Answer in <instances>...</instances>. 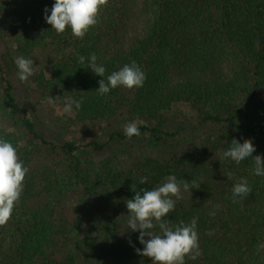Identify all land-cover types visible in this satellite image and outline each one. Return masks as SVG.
Instances as JSON below:
<instances>
[{
  "label": "trees",
  "instance_id": "obj_1",
  "mask_svg": "<svg viewBox=\"0 0 264 264\" xmlns=\"http://www.w3.org/2000/svg\"><path fill=\"white\" fill-rule=\"evenodd\" d=\"M52 5L0 0V37L10 44L0 53V138L29 168L19 202L0 224V264H151L136 252L143 245L127 229L126 202L169 175L187 194L175 200L170 225L198 217L200 255L185 264H264V177L252 174L251 157L239 164L222 157L233 140L250 139L264 166V0H107L82 39L51 30L44 10ZM47 45L62 54L48 71L34 64L25 98L61 109L69 96L80 100L70 122L87 137L84 145L47 141L17 103L14 60L33 59ZM90 53L105 79L135 61L143 87L98 95L102 77L77 62ZM178 104L216 131L168 128L165 115ZM132 121L140 135L126 138L123 125ZM112 144L115 153L94 158ZM38 147L46 156L35 163ZM240 179L252 191L234 201ZM185 180L194 181L188 190Z\"/></svg>",
  "mask_w": 264,
  "mask_h": 264
},
{
  "label": "clouds",
  "instance_id": "obj_2",
  "mask_svg": "<svg viewBox=\"0 0 264 264\" xmlns=\"http://www.w3.org/2000/svg\"><path fill=\"white\" fill-rule=\"evenodd\" d=\"M107 0H53L51 9L45 8L44 20L51 26L57 35L63 34L66 29L78 39H82L87 32L97 24L99 10L106 5ZM77 62L87 64L86 69L98 77V95H107L111 90L123 87L129 90L143 87L146 74L133 61L125 64L118 71L105 76V67L97 63L95 53L88 57L77 56ZM16 77L21 82H27L35 73L33 59L18 57L14 60ZM55 98L49 97V103H54ZM81 101L74 97H67L63 104L62 112L72 114L79 111ZM123 132L126 138L139 136V123L136 121L126 122L123 125ZM256 148L252 140H233L227 150L222 152L225 160L234 161L236 164L252 158L254 168L252 174L257 177H264V166L260 155L253 156ZM29 168L26 167L17 155L13 144L0 138V224L6 223L12 215L14 206L19 202L23 182ZM231 176V171L228 172ZM148 182L147 177L139 180L140 185ZM194 181H184L183 189L188 190L189 184ZM199 185H196L198 189ZM133 191L134 186H133ZM181 184L177 182L175 175L166 177V181L158 187L135 191L132 199L126 202L128 210L127 229L131 232H139V243L143 249H136L138 255L150 259L151 264H185V257L196 260L200 255L199 236L197 232L198 217H193L190 223L181 221L175 226L170 225L166 219L168 214L175 210V200L179 199ZM252 189L246 179L232 185V199H244L251 193ZM215 215V211L209 213ZM159 228V233L154 231ZM147 238V239H145Z\"/></svg>",
  "mask_w": 264,
  "mask_h": 264
},
{
  "label": "rangeland",
  "instance_id": "obj_3",
  "mask_svg": "<svg viewBox=\"0 0 264 264\" xmlns=\"http://www.w3.org/2000/svg\"><path fill=\"white\" fill-rule=\"evenodd\" d=\"M5 23V26L9 24V22ZM9 47L10 44L5 39L0 37V53L5 54ZM61 54V51L57 47L53 45H47L44 49L40 48L35 53L33 57V63L48 71V68L54 61V59ZM11 81L15 90V96L19 107L26 114H28L32 121H34L38 130L43 134L47 141L53 142L57 146H60L64 142L68 141H73L77 145H84L86 143L87 137L71 125V114H65L62 112L61 108L52 106L47 103L38 104L26 100L25 91L27 83H21L17 79L15 66H13L12 68ZM194 114L195 113L190 110L189 107L185 104L175 105L173 111L165 115L166 126L170 129H173L177 125L180 126V124H182L190 129V131L188 132H195L196 134L214 133L216 131V129L212 127L200 126ZM97 128L98 126L92 125L90 126L89 130L93 131ZM122 145L124 148H128L130 146H137L138 142L134 141ZM110 146L112 147L102 152L98 157L97 155H95L94 158L100 161L111 156L113 153H115V145L112 144ZM34 151V161H36L35 163H39L40 158H44V156H46V153L44 152V149H41L40 147L36 148ZM179 196V199H183L187 196V194L181 189Z\"/></svg>",
  "mask_w": 264,
  "mask_h": 264
}]
</instances>
